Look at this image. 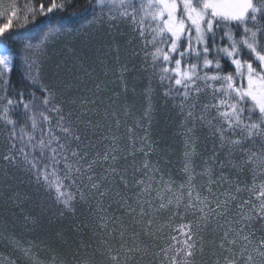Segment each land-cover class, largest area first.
Segmentation results:
<instances>
[{"label":"trees","instance_id":"1","mask_svg":"<svg viewBox=\"0 0 264 264\" xmlns=\"http://www.w3.org/2000/svg\"><path fill=\"white\" fill-rule=\"evenodd\" d=\"M38 6V0H0V25L13 10L17 13L9 40L0 43L16 55L13 91L27 93L25 56L28 63L36 61L44 80L59 90L65 113L79 123L81 149L89 162L97 161L88 175L98 177L105 194L92 190L85 177L83 184L77 182L82 195L72 190L74 211L54 203L3 160L7 133L0 131V264H171L185 259V241L195 244L193 264H249V255L251 264H264L259 254L264 221L246 219L255 216L251 205L259 203L261 177L253 188L252 169L261 173L264 168L250 163L242 170L246 157L220 146L196 118L199 108L187 118L180 100L165 95L130 21H110L96 11L98 19L88 23L93 17L89 0H71L66 11L33 19L30 9ZM50 28L54 32L44 44L23 52L24 41L35 42ZM99 35L106 41L116 37L127 66L116 68V60L101 51L92 60L90 51L105 46L93 39ZM106 68L113 70L111 76ZM218 200L229 201L226 214H217ZM242 201H249L243 209L237 207Z\"/></svg>","mask_w":264,"mask_h":264},{"label":"snow or ice","instance_id":"2","mask_svg":"<svg viewBox=\"0 0 264 264\" xmlns=\"http://www.w3.org/2000/svg\"><path fill=\"white\" fill-rule=\"evenodd\" d=\"M89 3L93 8L90 24L98 19L96 11L101 16L107 15L110 21L119 17L131 22L145 46L146 57H151L153 72L158 73L166 89L165 95L180 100L179 107L182 113L187 110V118H193L194 110L199 108L200 115L196 118L219 140L220 146L227 145L230 151L238 150L241 157H246L239 164L242 170L250 163L264 168V0H89ZM38 5L35 10L30 9L33 19L38 14L66 11L71 0H38ZM16 15L13 10L8 22L0 25V43L9 40L12 17ZM53 32L50 28L35 42L24 41L23 52L39 48ZM149 47L153 49L150 53ZM7 53L6 48L0 54V131L7 133L3 160L17 173L26 174L34 186L66 209L74 211L72 190L82 195L77 182L83 184L85 177L91 181V189L104 196L96 182L98 177L88 175L97 161L89 162L81 149L79 123L71 113H65L56 85L46 82L38 63H28L25 56L23 76L28 91L24 88L13 91L10 73L14 58ZM225 64L230 71H225ZM14 115L17 119H13ZM103 158L108 160V153ZM184 167L188 173V163ZM252 173L253 188L257 176L261 177L256 193L259 203L251 205L255 216L246 219L264 221V172L252 169ZM208 174L211 175V170ZM193 179L192 175L187 176L189 184ZM240 191L237 186L236 192ZM230 199L235 203V196ZM248 203L242 201L237 207L243 209ZM216 208L221 210L217 214H226L229 201L218 200ZM185 227L191 231L190 226ZM242 238L248 240V236ZM185 243L187 250H182L185 259L182 262L173 259L171 264H193L195 244ZM260 247L264 248V239ZM259 254L264 257V251ZM247 260L251 264L253 257L249 255Z\"/></svg>","mask_w":264,"mask_h":264},{"label":"rangeland","instance_id":"3","mask_svg":"<svg viewBox=\"0 0 264 264\" xmlns=\"http://www.w3.org/2000/svg\"><path fill=\"white\" fill-rule=\"evenodd\" d=\"M91 39V38H90ZM95 41H99L101 44L105 45L104 48H102L101 50H96L95 51H90V53L92 54L91 57H92V60L93 59H98L99 56V51L102 52V55L105 57H108V58H111V59H115L116 62H117V66L116 68H120L121 64L124 65V66H127L125 64V62L123 61L124 60V57H125V48L121 47L120 46V43L116 41V37L115 36H112L111 40L110 41H106L101 35L99 36H95L93 38ZM137 39L139 41V44H143V42L140 40L139 36H138V33H137ZM8 49V53L9 55H12L13 58H14V66L13 68L16 66V55L13 53L12 49L9 47V46H6V45H2L0 44V54H4V50L5 49ZM150 48H148L149 50ZM153 50V49H152ZM128 54H126L127 56ZM122 60V61H121ZM104 62V61H102ZM113 62V61H112ZM100 65V64H99ZM112 67V66H110ZM12 68V69H13ZM113 68V67H112ZM105 70H108V73L107 75L111 76L112 74L110 72H113V70H109V69H105ZM103 77V76H101Z\"/></svg>","mask_w":264,"mask_h":264}]
</instances>
